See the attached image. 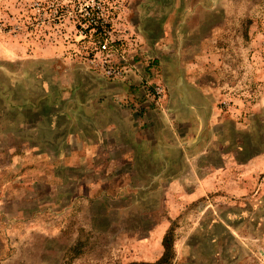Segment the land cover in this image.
Segmentation results:
<instances>
[{
	"label": "rangeland",
	"instance_id": "rangeland-1",
	"mask_svg": "<svg viewBox=\"0 0 264 264\" xmlns=\"http://www.w3.org/2000/svg\"><path fill=\"white\" fill-rule=\"evenodd\" d=\"M73 4L0 0V264H146L169 228L171 264H264V0L125 1L130 60L162 63L175 91L184 75L213 84L215 126L166 169L217 171L192 200L180 194L194 181H110L102 194L82 181L91 168L67 165L91 70L71 51Z\"/></svg>",
	"mask_w": 264,
	"mask_h": 264
},
{
	"label": "crops",
	"instance_id": "crops-1",
	"mask_svg": "<svg viewBox=\"0 0 264 264\" xmlns=\"http://www.w3.org/2000/svg\"><path fill=\"white\" fill-rule=\"evenodd\" d=\"M146 57L136 59L134 69L123 81H108L92 70L87 73L79 95L84 108L81 123H73L62 138L76 143L68 148L67 165L91 168L93 174L82 177V181L98 185L102 194L106 191L102 184L110 181H194L195 187L180 194L192 200L206 193V183L216 181L217 171L195 175L191 180L187 172L171 174L166 169L180 164L185 167L187 142L204 126H215L218 111L209 91L213 84H196L184 75L175 91L165 80V66H156L159 74ZM156 57L160 63L163 57ZM158 75L165 81L166 94L155 104L149 90L160 82Z\"/></svg>",
	"mask_w": 264,
	"mask_h": 264
},
{
	"label": "built area",
	"instance_id": "built-area-1",
	"mask_svg": "<svg viewBox=\"0 0 264 264\" xmlns=\"http://www.w3.org/2000/svg\"><path fill=\"white\" fill-rule=\"evenodd\" d=\"M69 14L74 41L71 51L87 68L103 78L123 81L134 69L130 60L131 48L140 40L126 19V0H70ZM53 5V16L59 18V8ZM67 7V5H65ZM61 10V9H60ZM149 93L160 101L165 95L161 83L154 84Z\"/></svg>",
	"mask_w": 264,
	"mask_h": 264
},
{
	"label": "trees",
	"instance_id": "trees-1",
	"mask_svg": "<svg viewBox=\"0 0 264 264\" xmlns=\"http://www.w3.org/2000/svg\"><path fill=\"white\" fill-rule=\"evenodd\" d=\"M173 240H174L173 231L172 228H169L164 233L161 239L162 253L160 257L156 261L146 264H171V261L174 257ZM129 264H145V263L133 262Z\"/></svg>",
	"mask_w": 264,
	"mask_h": 264
}]
</instances>
